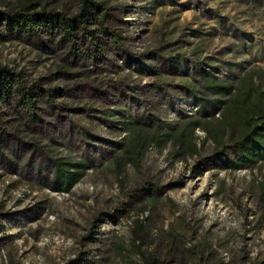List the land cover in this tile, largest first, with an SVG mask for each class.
Wrapping results in <instances>:
<instances>
[{
	"label": "rangeland",
	"instance_id": "rangeland-1",
	"mask_svg": "<svg viewBox=\"0 0 264 264\" xmlns=\"http://www.w3.org/2000/svg\"><path fill=\"white\" fill-rule=\"evenodd\" d=\"M25 1L0 0V67L38 99L0 100V264H264V165L225 169L202 128L196 156L150 138L126 153L202 108V77L264 75V0H94L114 33L87 25L101 55L81 33L12 34ZM27 1L66 19L82 7ZM56 160L88 166L67 193L46 187Z\"/></svg>",
	"mask_w": 264,
	"mask_h": 264
},
{
	"label": "trees",
	"instance_id": "trees-1",
	"mask_svg": "<svg viewBox=\"0 0 264 264\" xmlns=\"http://www.w3.org/2000/svg\"><path fill=\"white\" fill-rule=\"evenodd\" d=\"M77 16L66 19L59 13L35 11L36 3L25 1L6 19L8 30L15 35L55 34L61 35L62 43H70L81 33L93 45L95 52L101 55L98 37L88 24H100L102 29L114 37L110 29L104 27L108 6L94 0H82ZM116 42L118 37L115 36ZM85 77H88L85 75ZM264 75L261 71H251L237 80L216 77H202L196 90L200 108L186 120L174 124L170 132L149 136L134 134L128 143L126 153L129 160L135 158L146 148L148 138L157 145L173 142L178 150V160L184 159L180 152L198 155L204 140L196 143L193 139L197 128H202L211 146L218 152L227 148L224 156V168L231 171L251 170L264 165ZM19 99L25 108L35 107L38 99L25 86L19 74L0 67V100L9 102ZM217 114V115H216ZM223 153V152H222ZM87 164L76 166L69 161L56 160L53 176L46 187L56 192H69L78 183L87 170ZM202 171L199 172L201 174ZM264 194V183L262 184Z\"/></svg>",
	"mask_w": 264,
	"mask_h": 264
}]
</instances>
